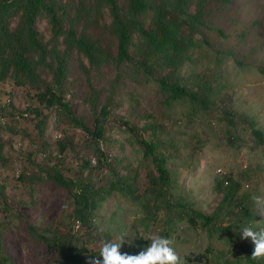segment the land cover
<instances>
[{"label":"rangeland","instance_id":"obj_1","mask_svg":"<svg viewBox=\"0 0 264 264\" xmlns=\"http://www.w3.org/2000/svg\"><path fill=\"white\" fill-rule=\"evenodd\" d=\"M209 17L211 28L197 36L198 47L180 71L183 85L208 99V106L200 98L168 103L151 78L138 81L126 65H104L90 73L99 95L96 111L104 105L109 110L103 139L96 145L58 110L39 104L35 90L0 82V184L9 211L20 210L26 222L73 235L75 244L87 249L84 264L99 256L104 242L121 243V237V252L138 255L150 244L141 238L149 231L174 242L180 264H199L186 256L204 253L208 246L207 264H264V258L252 259L255 245L241 232L244 227L264 229V142L252 133L258 129L264 138V0H232L229 6L211 9ZM37 26L48 35L45 20ZM118 71L125 73L119 80ZM69 80L65 97L75 115L92 126L93 110L86 100L90 88L76 59ZM41 118L45 125L37 133ZM148 125L159 139L156 154L168 158L161 191L156 167L140 145L141 139H157L152 129H144ZM62 137L67 146L61 158L71 173L89 159L82 176L95 184L119 176L132 183L133 197L116 190L95 211L91 232L63 214L65 188L32 186L18 178L38 172L50 160L48 154L59 156L57 141ZM96 146L107 157L101 168L95 166ZM191 210L210 216L211 222L196 219L197 225L191 226ZM4 213L0 203V224L9 226L8 238L2 237L0 264H44L25 223L18 230Z\"/></svg>","mask_w":264,"mask_h":264},{"label":"trees","instance_id":"obj_2","mask_svg":"<svg viewBox=\"0 0 264 264\" xmlns=\"http://www.w3.org/2000/svg\"><path fill=\"white\" fill-rule=\"evenodd\" d=\"M232 0H0V82L10 81L16 86H28L35 90L34 97L46 107L55 108L67 122L80 128L96 143L103 139L104 125L108 117V106L96 111L99 95L90 81L91 71L104 65L120 68L128 67L135 80L151 78L157 84L165 101L179 99L198 100L208 106V99L199 92L189 90L181 81L180 71L186 61H191L193 51L198 47V35L209 25V12L215 7L229 6ZM45 20L46 31L42 32L37 21ZM221 33L220 29H217ZM85 73L89 93L86 100L93 110L92 126L77 117L65 92L69 87L71 61ZM83 59H86L87 64ZM125 74V73H124ZM117 72V80L124 76ZM126 125V123H124ZM45 120L41 118L37 129L43 131ZM132 130L134 126L130 127ZM152 129L157 138L154 126ZM252 133L264 142L262 132ZM159 139H141L144 156L151 159L158 173L156 180L161 191L168 177L167 156L157 153ZM59 156L38 166V172L20 173V181L30 185L60 186L67 191V206L63 214H68L88 232L93 229L95 211L108 197L119 191L124 196L133 197L132 183L124 176L116 177L108 184H95L83 177V168L90 166L89 159L82 161V169L71 173L63 162V152L67 139L57 141ZM42 143L38 145L41 149ZM1 147V144H0ZM47 149H45V152ZM96 167L101 168L107 157L104 151L95 147ZM62 154V155H61ZM109 165V164H108ZM0 203L4 216L20 229L25 223L30 237L38 242L37 255L44 264H84L86 247H78L73 235L55 231L56 228H41L25 221L19 211H9L7 194L0 184ZM167 203V202H166ZM169 205V203H167ZM26 207L27 205H23ZM71 206L68 210L67 207ZM196 219L204 224L211 217L200 211L191 210L188 221L196 226ZM8 224H0V251L2 237L8 231ZM210 247L194 256L187 255L189 262L207 264ZM2 260L6 261L5 256Z\"/></svg>","mask_w":264,"mask_h":264},{"label":"clouds","instance_id":"obj_3","mask_svg":"<svg viewBox=\"0 0 264 264\" xmlns=\"http://www.w3.org/2000/svg\"><path fill=\"white\" fill-rule=\"evenodd\" d=\"M241 232L243 239L251 238L255 245L252 259L264 258V229L256 231L252 227H244ZM141 238L150 241V244L138 255L121 252L124 242V238L121 237V243L104 242L99 256L90 258L88 264H180L171 239L150 231L142 233Z\"/></svg>","mask_w":264,"mask_h":264},{"label":"built area","instance_id":"obj_4","mask_svg":"<svg viewBox=\"0 0 264 264\" xmlns=\"http://www.w3.org/2000/svg\"><path fill=\"white\" fill-rule=\"evenodd\" d=\"M7 102H9V99L7 100ZM4 118H1V122L3 123L4 121ZM76 222H78V221H76Z\"/></svg>","mask_w":264,"mask_h":264}]
</instances>
